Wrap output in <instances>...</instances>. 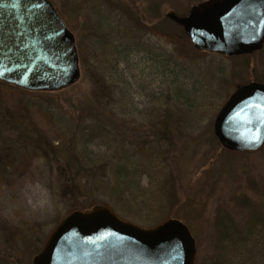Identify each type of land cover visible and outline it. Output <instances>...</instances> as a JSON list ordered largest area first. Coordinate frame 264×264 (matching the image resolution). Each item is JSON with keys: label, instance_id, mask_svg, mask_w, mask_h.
I'll list each match as a JSON object with an SVG mask.
<instances>
[{"label": "rangeland", "instance_id": "374dc122", "mask_svg": "<svg viewBox=\"0 0 264 264\" xmlns=\"http://www.w3.org/2000/svg\"><path fill=\"white\" fill-rule=\"evenodd\" d=\"M205 1L52 0L78 40L84 64L96 77L108 76L123 95L128 116L114 113L116 131L134 144L142 134L144 143L149 131L139 126L145 118L169 111L173 136L147 151L142 144V157L134 146L121 149L142 159V171L129 177L136 192L117 201L113 212L111 200L94 192L98 179L116 186L110 172L81 177L69 163L82 152L77 107L86 105L89 80L81 73L53 105L0 84V264H31L67 215L96 206L143 229L182 222L195 242L194 264H218L221 256L233 264L250 262L254 240L229 254L219 248L218 226L264 223V146L229 152L212 136L216 114L238 87L264 85V48L245 58L196 50L166 14L185 16ZM97 154L111 155L103 149ZM261 230L264 224L257 226Z\"/></svg>", "mask_w": 264, "mask_h": 264}, {"label": "water", "instance_id": "95a60500", "mask_svg": "<svg viewBox=\"0 0 264 264\" xmlns=\"http://www.w3.org/2000/svg\"><path fill=\"white\" fill-rule=\"evenodd\" d=\"M166 18L193 47L224 57L264 45V0H207L185 16ZM81 78L76 40L49 0H0V83L31 93H57ZM224 150L264 146V85L238 87L213 121ZM195 242L176 219L143 229L96 206L67 215L31 264H194Z\"/></svg>", "mask_w": 264, "mask_h": 264}, {"label": "trees", "instance_id": "16d2710c", "mask_svg": "<svg viewBox=\"0 0 264 264\" xmlns=\"http://www.w3.org/2000/svg\"><path fill=\"white\" fill-rule=\"evenodd\" d=\"M49 1L53 3L52 0ZM59 15L61 14L59 13ZM164 20L165 18L163 17V15L162 17L160 15L156 21L162 23ZM144 24L147 25L148 23ZM75 40L79 58V66L81 73L83 74V79L89 80L92 87L87 96V100L85 102L86 105L77 107V114H79L78 119H80V121L77 123V134L79 133L80 141L82 143V152L78 154L76 158H71V160H69V163H75L73 164L75 165L74 171H80L81 177H94V173L96 172H102L104 173L103 175H107V171L110 172L112 178H114L116 186H110L111 184L103 185L101 184V182H98L102 181V179H98L94 192L96 193L97 197L104 196L106 199H110L112 203V205L108 204L111 206L110 209H112L113 212H117L116 208L119 210V208L117 207V201L127 196L128 192H136V189L135 187L133 188L132 182L130 181L129 177L136 173V171H142V159L139 158L138 161H134L132 160V156H129V152H125V154L123 151H121V149L127 148V150H131L134 146L135 148H138L136 149L137 156L142 157V144L143 150H148L152 149V147H154L155 145H158L164 141L169 140V138H172L173 124H170L168 120V118L170 119L169 115L171 113L169 114V111H163L162 113H156L155 111H153L151 115H148V117L145 118L146 122L142 123V125L139 126V129H147L149 131L147 140H144L145 142L142 143L141 134V140L138 141L139 144L129 142V139L124 138L119 132L116 131L115 127L118 123H115L113 118L115 112L120 113V115L128 116V113L125 112L121 107V103L123 101L122 93L121 97H119L118 94H120V92L117 93V89L115 88L116 91L115 89H113L114 87H112L108 76L99 74V79L93 73V69L84 64L78 52V40L76 39V37ZM144 50L146 51V54H152V51H150L149 48H144ZM241 57L245 58L248 56ZM163 67L165 68V65ZM87 73H89V78H87ZM8 87L26 95L33 96L35 98H45L47 103H49L50 105L56 104L58 102L57 99H60L61 96L72 90L69 88L57 93H31L19 90L11 86ZM114 107L116 108L114 109ZM108 122H112L113 124L111 125ZM120 125L124 124L122 123ZM212 137L215 138L214 136ZM101 149H103L105 152L108 151L111 155L108 157L103 156L102 154L98 155L97 153ZM161 150L162 148L160 149V151ZM95 156H97V158H95ZM162 169L165 170V167H162ZM127 171H131V173H127ZM106 204L107 203L105 202L104 205ZM89 210L90 208H86L83 210V212ZM258 221V219H248L247 223L243 225L244 227H238L234 225L233 227H228L229 225H224L221 231V226H218V231L222 235V241H219V248H224V251H228L230 254L240 249L244 250L245 246L250 244L251 241L254 240L255 242L252 241L251 243L253 245L252 249L250 251L248 250L250 259V262L248 261V264H264V237L261 239L260 236V234H264V232L263 230H261L260 233H258L257 231V226H262L264 223L259 224ZM256 239L259 241H257ZM218 264L233 263L229 262V259L226 258V256H221V260L220 262H218Z\"/></svg>", "mask_w": 264, "mask_h": 264}]
</instances>
